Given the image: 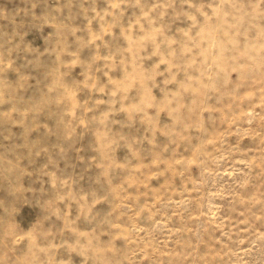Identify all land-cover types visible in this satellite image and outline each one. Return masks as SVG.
Wrapping results in <instances>:
<instances>
[{"label": "rangeland", "instance_id": "obj_1", "mask_svg": "<svg viewBox=\"0 0 264 264\" xmlns=\"http://www.w3.org/2000/svg\"><path fill=\"white\" fill-rule=\"evenodd\" d=\"M0 264H264V0H0Z\"/></svg>", "mask_w": 264, "mask_h": 264}]
</instances>
